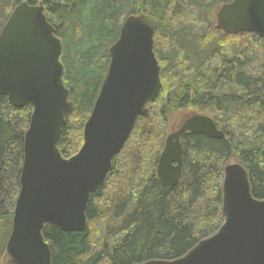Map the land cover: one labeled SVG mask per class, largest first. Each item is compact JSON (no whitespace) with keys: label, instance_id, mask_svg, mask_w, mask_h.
<instances>
[{"label":"trees","instance_id":"trees-1","mask_svg":"<svg viewBox=\"0 0 264 264\" xmlns=\"http://www.w3.org/2000/svg\"><path fill=\"white\" fill-rule=\"evenodd\" d=\"M41 1L63 42L64 82L75 103L58 145L64 158L84 144L109 49L132 15L159 20L154 40L163 84L92 194L85 231L45 226L53 264H140L185 256L225 223L223 182L233 162L248 171L254 198L264 200V38L215 29L220 7L233 0H0V33L21 3ZM186 110L212 117L226 139L186 134L182 176L170 188L159 180L157 166L171 118ZM32 113L31 106L15 108L0 96V263L21 190Z\"/></svg>","mask_w":264,"mask_h":264},{"label":"water","instance_id":"water-1","mask_svg":"<svg viewBox=\"0 0 264 264\" xmlns=\"http://www.w3.org/2000/svg\"><path fill=\"white\" fill-rule=\"evenodd\" d=\"M159 20L132 15L110 49L108 73L85 124L84 144L64 158L59 141L75 110L64 82L63 42L45 15V6L21 3L0 33V96L15 108L31 106L25 135L21 190L12 230L0 264H53L43 230L84 232L91 196L105 182L115 157L124 149L137 119L149 113L161 90V66L155 53ZM215 29L226 35L264 38V0L224 4ZM225 140L215 121L194 114L171 132L157 166V176L174 188L182 176L186 134ZM225 223L185 256L140 264H264V200L254 198L246 168L231 163L223 182Z\"/></svg>","mask_w":264,"mask_h":264},{"label":"rangeland","instance_id":"rangeland-1","mask_svg":"<svg viewBox=\"0 0 264 264\" xmlns=\"http://www.w3.org/2000/svg\"><path fill=\"white\" fill-rule=\"evenodd\" d=\"M216 20H217V17L215 19V22ZM193 114L194 112L192 110H186V111H182L176 116H173L170 120L169 133L176 131L181 126V124L184 122V120ZM2 239L3 240L5 239V235L2 236Z\"/></svg>","mask_w":264,"mask_h":264}]
</instances>
